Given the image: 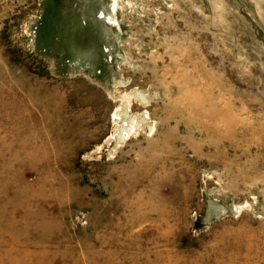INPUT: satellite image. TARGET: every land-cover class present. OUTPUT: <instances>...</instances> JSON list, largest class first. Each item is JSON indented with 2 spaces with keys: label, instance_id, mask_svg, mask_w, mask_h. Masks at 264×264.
<instances>
[{
  "label": "rangeland",
  "instance_id": "374dc122",
  "mask_svg": "<svg viewBox=\"0 0 264 264\" xmlns=\"http://www.w3.org/2000/svg\"><path fill=\"white\" fill-rule=\"evenodd\" d=\"M12 258L264 264V0H0Z\"/></svg>",
  "mask_w": 264,
  "mask_h": 264
},
{
  "label": "bare ground",
  "instance_id": "6f19581e",
  "mask_svg": "<svg viewBox=\"0 0 264 264\" xmlns=\"http://www.w3.org/2000/svg\"><path fill=\"white\" fill-rule=\"evenodd\" d=\"M118 1L119 0H110V2H111V5H112V10H116V6L118 5ZM109 22V21H108ZM113 23H115L113 20L111 21V22H109V24H113ZM119 28V27H118ZM125 100L127 101V103L128 104H130V98H129V96H125ZM146 114V113H145ZM148 115V114H147ZM212 116V115H211ZM113 121L115 122V123H117V121L119 120V117H117V115H116V113L113 115ZM125 135V134H124ZM113 138H112V136H109L108 138H106V140H105V143H107V144H109L110 142H111V140H112ZM163 145V144H162ZM162 149V148H161ZM159 157V156H158ZM158 171V170H157ZM159 174V173H158ZM156 209V208H155ZM156 210H158V208L156 209ZM156 213H157V211H156ZM164 214V213H163ZM162 214V215H163ZM163 218V217H162ZM18 262H17V260L16 259H14V258H12L11 259V261H10V264H17Z\"/></svg>",
  "mask_w": 264,
  "mask_h": 264
}]
</instances>
